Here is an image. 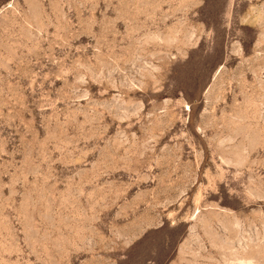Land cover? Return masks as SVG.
<instances>
[{"label":"rangeland","instance_id":"374dc122","mask_svg":"<svg viewBox=\"0 0 264 264\" xmlns=\"http://www.w3.org/2000/svg\"><path fill=\"white\" fill-rule=\"evenodd\" d=\"M0 264H264V0H0Z\"/></svg>","mask_w":264,"mask_h":264}]
</instances>
